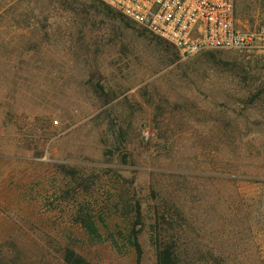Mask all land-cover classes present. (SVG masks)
Instances as JSON below:
<instances>
[{"label":"rangeland","instance_id":"1","mask_svg":"<svg viewBox=\"0 0 264 264\" xmlns=\"http://www.w3.org/2000/svg\"><path fill=\"white\" fill-rule=\"evenodd\" d=\"M237 12L264 26V0ZM163 242L264 264V54L184 57L101 0H0V264H157Z\"/></svg>","mask_w":264,"mask_h":264},{"label":"built area","instance_id":"2","mask_svg":"<svg viewBox=\"0 0 264 264\" xmlns=\"http://www.w3.org/2000/svg\"><path fill=\"white\" fill-rule=\"evenodd\" d=\"M101 1L184 57L216 49L264 54V26L250 29L240 24L241 0Z\"/></svg>","mask_w":264,"mask_h":264},{"label":"trees","instance_id":"3","mask_svg":"<svg viewBox=\"0 0 264 264\" xmlns=\"http://www.w3.org/2000/svg\"><path fill=\"white\" fill-rule=\"evenodd\" d=\"M119 14V13H118ZM121 15V14H120ZM141 211L137 209V217H140ZM96 216L87 210L81 209L77 219L82 227L89 233L97 234ZM103 220V218L101 219ZM130 241L138 254H141V245L139 242V229L132 228L130 231ZM64 264H89L86 258L73 248L65 247L63 253ZM157 264H179L176 246L171 242L160 243L157 250Z\"/></svg>","mask_w":264,"mask_h":264}]
</instances>
